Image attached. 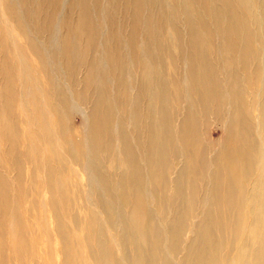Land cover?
Wrapping results in <instances>:
<instances>
[{"label": "bare ground", "instance_id": "1", "mask_svg": "<svg viewBox=\"0 0 264 264\" xmlns=\"http://www.w3.org/2000/svg\"><path fill=\"white\" fill-rule=\"evenodd\" d=\"M0 264H264V0H0Z\"/></svg>", "mask_w": 264, "mask_h": 264}, {"label": "rangeland", "instance_id": "2", "mask_svg": "<svg viewBox=\"0 0 264 264\" xmlns=\"http://www.w3.org/2000/svg\"><path fill=\"white\" fill-rule=\"evenodd\" d=\"M5 1H9V0H5ZM28 2L29 1H31V0H27ZM33 2H37L38 0H32ZM64 3L65 2H67V1H69V0H62ZM13 2L11 1V4H12ZM8 4L7 5H5V8H6V11L8 10ZM9 14V11H7V15ZM62 14H63V9L61 10V12H59V17H61L62 16ZM72 17H74V15H72ZM115 17L119 20V21H121L122 19H123V16L120 14V13H116L115 14ZM42 18H40V17H38V16H36L35 17V19L34 20H41ZM62 29H60V30H58L59 32H58V37L59 36H62V35H64V31H61ZM42 37H44V36H42V35H39V38L40 39H43ZM19 41H22V40H19ZM47 46H49V44L48 43H46L45 45H44V47L45 48H47ZM83 73V70H80V75H79V77L81 76V74ZM73 122H74V124L76 125V126H80V124L82 123V117L79 115V114H76V115H74L73 116ZM211 132H210V138H211V140L213 141V142H218L219 140H221L222 138H223V132H222V130H220L219 128H217V129H215V126H213L212 128H211V130H210Z\"/></svg>", "mask_w": 264, "mask_h": 264}]
</instances>
